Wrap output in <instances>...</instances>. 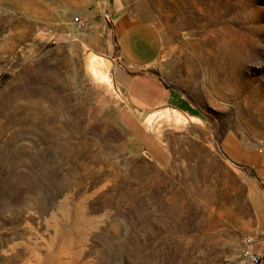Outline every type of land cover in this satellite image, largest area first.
Instances as JSON below:
<instances>
[{"label":"rangeland","instance_id":"rangeland-1","mask_svg":"<svg viewBox=\"0 0 264 264\" xmlns=\"http://www.w3.org/2000/svg\"><path fill=\"white\" fill-rule=\"evenodd\" d=\"M123 20L157 30L155 74L198 121L147 132L91 77ZM254 187L264 0H0V264H246Z\"/></svg>","mask_w":264,"mask_h":264},{"label":"crops","instance_id":"crops-1","mask_svg":"<svg viewBox=\"0 0 264 264\" xmlns=\"http://www.w3.org/2000/svg\"><path fill=\"white\" fill-rule=\"evenodd\" d=\"M120 19V18H119ZM118 19V20H119ZM117 20V21H118ZM120 22V21H119ZM115 25L117 30V65L114 69L116 89L128 105L131 113L149 111L161 106L179 107L176 102H182L175 91L165 86L163 80L155 74L161 51V42L157 30L147 24L122 21ZM115 23V22H114ZM133 24L147 27L131 29ZM131 25V26H130ZM117 68V72L116 71ZM150 158L163 165L154 153L147 147ZM253 193L257 201V227L252 234L254 243L247 250L262 258L264 264V192L254 187ZM246 264H252L246 262Z\"/></svg>","mask_w":264,"mask_h":264},{"label":"water","instance_id":"water-1","mask_svg":"<svg viewBox=\"0 0 264 264\" xmlns=\"http://www.w3.org/2000/svg\"><path fill=\"white\" fill-rule=\"evenodd\" d=\"M95 61L98 63L97 66H94L92 64V62ZM113 66L114 64L110 59L96 56L92 53H89L86 58V67L89 70V74L91 75V77H93L94 79L100 73L106 81V88L108 89V91L118 96L115 90ZM193 121H198V118L193 117L188 113H184L176 107L161 106L152 109L146 114L142 122V127L147 132H149L150 130L156 131L162 122H173L175 124L183 126L189 123H194Z\"/></svg>","mask_w":264,"mask_h":264},{"label":"built area","instance_id":"built-area-1","mask_svg":"<svg viewBox=\"0 0 264 264\" xmlns=\"http://www.w3.org/2000/svg\"><path fill=\"white\" fill-rule=\"evenodd\" d=\"M73 23H74L77 30H82L85 27V22L81 18H78V17L74 18ZM253 243H254L253 238H251V237L246 238V240H245L246 251H245L244 256H245L247 262H250L252 264H261L262 258L260 256H257V255L250 253L247 250V248L250 247L251 245H253Z\"/></svg>","mask_w":264,"mask_h":264}]
</instances>
